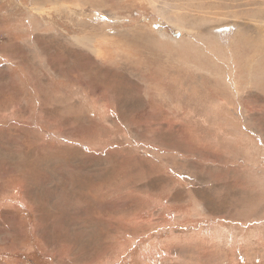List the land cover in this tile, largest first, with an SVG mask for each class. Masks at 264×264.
<instances>
[{"label": "rangeland", "instance_id": "rangeland-1", "mask_svg": "<svg viewBox=\"0 0 264 264\" xmlns=\"http://www.w3.org/2000/svg\"><path fill=\"white\" fill-rule=\"evenodd\" d=\"M0 264H264V0H0Z\"/></svg>", "mask_w": 264, "mask_h": 264}, {"label": "bare ground", "instance_id": "bare-ground-1", "mask_svg": "<svg viewBox=\"0 0 264 264\" xmlns=\"http://www.w3.org/2000/svg\"><path fill=\"white\" fill-rule=\"evenodd\" d=\"M190 2V1H189ZM194 5V4H193ZM192 5V6H193ZM218 6V7H220V8H224V7H226L225 5H226V3H224L222 6H220L219 5V1H215V3L214 4H212V5H209V7H212V6ZM229 5V4H228ZM190 6H191V4H190ZM187 11V10H186ZM258 14V13H257ZM249 20V19H248ZM24 96V95H23Z\"/></svg>", "mask_w": 264, "mask_h": 264}]
</instances>
